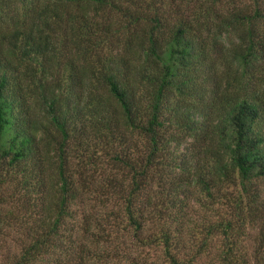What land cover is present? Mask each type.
<instances>
[{"label": "trees", "instance_id": "obj_1", "mask_svg": "<svg viewBox=\"0 0 264 264\" xmlns=\"http://www.w3.org/2000/svg\"><path fill=\"white\" fill-rule=\"evenodd\" d=\"M0 264H264V0H0Z\"/></svg>", "mask_w": 264, "mask_h": 264}]
</instances>
